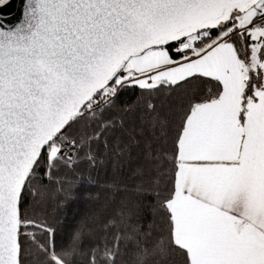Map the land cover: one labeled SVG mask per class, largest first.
Wrapping results in <instances>:
<instances>
[{
	"label": "snow or ice",
	"instance_id": "1",
	"mask_svg": "<svg viewBox=\"0 0 264 264\" xmlns=\"http://www.w3.org/2000/svg\"><path fill=\"white\" fill-rule=\"evenodd\" d=\"M129 182L70 242L49 219ZM130 249L264 264V0H0V264Z\"/></svg>",
	"mask_w": 264,
	"mask_h": 264
},
{
	"label": "trees",
	"instance_id": "2",
	"mask_svg": "<svg viewBox=\"0 0 264 264\" xmlns=\"http://www.w3.org/2000/svg\"><path fill=\"white\" fill-rule=\"evenodd\" d=\"M119 122V117H117ZM125 123L128 128L131 129L138 122V116L136 114H129L125 118ZM100 182H104L103 173H101ZM129 190L127 192L118 193L114 200H108L106 197L109 195L101 191V199L99 202L87 200L88 193L95 194L94 189L81 190L75 199H69L67 201H61L59 204L55 200L50 201L49 205V219L51 222L57 225L65 235L67 241H71L72 235L75 230L79 227L81 219L86 215L90 214L99 208L103 207L105 215H110L116 211L122 202H134L137 199L136 192L129 182ZM89 242V238L85 236L80 241V246H84ZM151 244V241H149ZM69 264H84V261L78 256H71L68 258ZM129 264H133L134 261V249H130L128 256L126 257Z\"/></svg>",
	"mask_w": 264,
	"mask_h": 264
}]
</instances>
